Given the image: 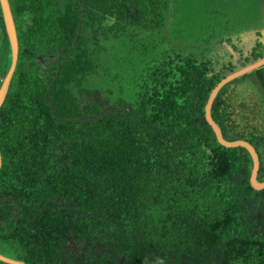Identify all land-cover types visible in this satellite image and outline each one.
Instances as JSON below:
<instances>
[{
    "label": "trees",
    "instance_id": "16d2710c",
    "mask_svg": "<svg viewBox=\"0 0 264 264\" xmlns=\"http://www.w3.org/2000/svg\"><path fill=\"white\" fill-rule=\"evenodd\" d=\"M9 2L19 52L0 107V253L27 264H264V188L250 185L248 151L218 143L204 117L215 84L264 56V36L219 64L188 41L158 46L170 0ZM120 49L137 65L115 95L100 82ZM10 64L0 8V85ZM245 75L218 91L211 115L225 139L255 147L264 181V97Z\"/></svg>",
    "mask_w": 264,
    "mask_h": 264
},
{
    "label": "rangeland",
    "instance_id": "374dc122",
    "mask_svg": "<svg viewBox=\"0 0 264 264\" xmlns=\"http://www.w3.org/2000/svg\"><path fill=\"white\" fill-rule=\"evenodd\" d=\"M164 27L167 31L163 32L165 37L153 36L162 49L179 40L188 41L191 43L190 52L198 58L216 59L219 64L228 60L237 62L241 54L248 56L253 46L259 45L260 35L264 36V0H170ZM223 38L228 46L216 42ZM238 39L249 41V44L243 47V42L239 45ZM233 46H239L240 52L239 49L234 51ZM127 55L120 49L117 54L119 61L110 68L108 77L104 76L100 82L101 86L112 88L115 95L129 91L134 78L132 73L137 64L131 62ZM240 67L241 64L237 69ZM114 71L119 77L111 80ZM258 73L264 77V64L258 67V71L246 73L240 80L256 79L253 82L264 97V85L258 81Z\"/></svg>",
    "mask_w": 264,
    "mask_h": 264
},
{
    "label": "water",
    "instance_id": "95a60500",
    "mask_svg": "<svg viewBox=\"0 0 264 264\" xmlns=\"http://www.w3.org/2000/svg\"><path fill=\"white\" fill-rule=\"evenodd\" d=\"M0 8L2 13V18L4 22L5 31L8 37L9 45H10V51H11V64L6 72L5 76L2 79L1 85H0V107L6 97V94L8 92L10 82L13 76V73L15 71L17 61H18V52H19V43H18V36H17V29L16 24L14 20V16L12 14L11 6L9 0H0ZM264 64V56L256 59L253 62H250L246 64L245 66H242L228 74H226L223 78H221L215 86L210 91L207 101L204 105V117L207 123L211 126L216 140L218 143L225 147H243L245 148L252 160V168L249 176V182L250 185L257 190L264 188V181H260L257 179L258 170H259V156L258 152L255 149V147L249 143L245 139H235V140H227L223 137L222 131L218 124L215 122V120L212 118L211 115V106L214 101V98L216 97L218 91L229 81L247 73L250 72ZM2 164V156L0 152V167ZM0 261L8 263V264H27L23 260H19L10 256H6L0 253Z\"/></svg>",
    "mask_w": 264,
    "mask_h": 264
}]
</instances>
